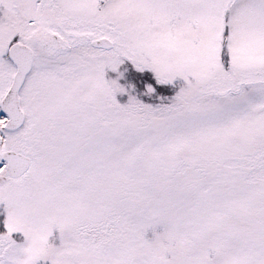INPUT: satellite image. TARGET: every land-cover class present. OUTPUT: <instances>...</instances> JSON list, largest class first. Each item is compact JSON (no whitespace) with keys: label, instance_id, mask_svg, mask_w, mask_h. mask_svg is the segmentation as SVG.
<instances>
[{"label":"snow or ice","instance_id":"1","mask_svg":"<svg viewBox=\"0 0 264 264\" xmlns=\"http://www.w3.org/2000/svg\"><path fill=\"white\" fill-rule=\"evenodd\" d=\"M0 264H264V0H0Z\"/></svg>","mask_w":264,"mask_h":264},{"label":"rangeland","instance_id":"2","mask_svg":"<svg viewBox=\"0 0 264 264\" xmlns=\"http://www.w3.org/2000/svg\"><path fill=\"white\" fill-rule=\"evenodd\" d=\"M126 66L129 67V69H132L131 65H126ZM108 76H109V78H113L112 75H110V73H108ZM120 83H121V81H120ZM138 98L141 99L142 102H144V103L156 104V103H154L155 101L153 102V99H149V98L142 97V96H139V95H138ZM119 99H118L119 102L124 103V102H126L127 97H122V98H119Z\"/></svg>","mask_w":264,"mask_h":264},{"label":"trees","instance_id":"3","mask_svg":"<svg viewBox=\"0 0 264 264\" xmlns=\"http://www.w3.org/2000/svg\"><path fill=\"white\" fill-rule=\"evenodd\" d=\"M127 68H128V70H129L130 73L133 72V69H129V67H127ZM110 75H112V77L114 78V74L110 73ZM123 83H124V81L122 80V81H121V84H123ZM119 98H122V97H118V99H119ZM119 100H120V99H119ZM154 101H155V102H154ZM153 102H154V103H159V100H158V99H153Z\"/></svg>","mask_w":264,"mask_h":264}]
</instances>
